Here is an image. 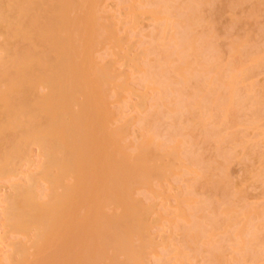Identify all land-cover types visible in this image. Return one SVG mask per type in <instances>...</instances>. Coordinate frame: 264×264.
<instances>
[{"label": "bare ground", "instance_id": "obj_1", "mask_svg": "<svg viewBox=\"0 0 264 264\" xmlns=\"http://www.w3.org/2000/svg\"><path fill=\"white\" fill-rule=\"evenodd\" d=\"M101 1L0 0V182H3L5 179L13 180L10 184L11 190L2 198L0 206L5 204L2 212L11 230L24 236H29L33 233L30 237V247L19 242L15 245L17 250L15 248L13 255L11 254L12 256L10 255V258L8 257L9 264H30V261L27 259L28 250L30 248H34L35 250L34 255L36 257L34 258V264H42L46 260H44L43 255L48 256L50 254V251H45L49 247L47 245L51 243V246H53V244H57V241L58 247L57 245L55 246L58 248V251L56 250V252L53 253L51 250V253L55 255L53 256L55 259L53 260L52 257V261L49 260V256H52V254H50L48 257H45L48 259V262H44L45 264H57L56 262L60 260L59 258H61V261H58L59 264H95L94 258H96L97 261L99 257L105 254H107L105 256L109 257L112 251L113 255L111 256L116 258H111L110 256L109 259H111L110 261L112 263L109 261L107 264H119V261L115 260L119 253H123L129 262L146 264L145 258L142 255L143 246L145 244L143 232H145L146 229V209L132 199L131 192L135 186L148 183L150 178L163 177L168 169V164L161 160H157L159 156L157 150L159 148L156 150L152 148L154 146L151 147L150 144L153 142L150 144L146 143L147 145L142 143L144 145H139L136 148L138 152L130 154V156L129 154L123 153L125 154L124 159L122 155V159H120V155H117L118 158L115 157L114 154H119L115 147L116 152L112 154L113 146H115V143L117 144L120 134H116L109 130L106 117H104L103 114L102 103L103 100L105 101V94H107L105 87L107 86L108 89V86L111 84L109 81L116 80V77L110 72L108 67H104V70L102 67H98V71L96 68L93 71L92 68L94 65L93 63L90 64L91 55L94 54L92 50H95L94 47L97 43H101L103 41L102 38L108 35H110L108 37L112 39L110 33H106L107 35L103 34L105 30L101 33V26L98 25L100 19L99 17L96 18L97 16L94 15L93 12L95 11L93 7L97 8L96 6H98V4L100 5ZM149 1V5L151 4L155 11L150 10L149 12L148 10V14H151L153 17L157 14H161L162 16L165 13L167 14L166 17L169 18L170 15H172L170 17L172 18L174 17L173 15L176 16V9L179 10V19L176 18L177 26L174 27L172 25V28H175V30H173L171 36V40H173L174 44L177 43L178 45L174 47H177L176 50L168 49V47L165 46L166 44L163 45L162 42H152L157 44L155 45L157 50L154 49L155 47L151 50L154 52L156 51L155 53L153 52L156 58L160 55V59L162 57L165 61L169 62H171L170 59H172L174 55L177 56V59L174 61L172 59L174 63H172V66L171 64H166L165 61L161 59V62H159L160 64L158 63L157 67H155V65L154 72H152L153 82L160 86V95L158 94L159 98L157 97L154 103V107L157 108L156 112L154 109L153 112L155 113L150 115L157 117L165 115L170 119L168 128L169 136L172 138L175 136L182 137L185 128L183 122V119L186 117L185 115L189 114L195 116L197 111H199V115L201 111L197 108L202 107L204 108L202 111H205L201 112L202 114L199 116L202 117L203 120L198 118V124L200 120V124L202 123L205 125V130L203 129L202 133L206 132L204 135L205 137L207 136L208 140L210 138V141L212 138L215 139L216 136L218 137L220 132L224 134L223 132H225L226 128L228 129L237 120L239 122L241 121L240 123L244 124V126L250 124L247 122L251 119H244L246 122L243 123L244 120H241V117L244 118V116L249 115V117L254 116L251 121H253V119L258 120L259 117L257 115L260 116V111H262V109L264 111V107L262 106L264 104L263 88L254 90L255 93L259 91L262 93L263 91V94L258 93V95L261 94L263 98H260L261 96L258 98V95H255L254 92H247L251 86H243L244 91L247 90L244 92L240 84L250 79L254 67L264 62V49L261 50V46H259V48H254V51L251 49L253 53L250 52L251 50H249V52L248 50L244 52L245 40H243L244 43L242 42L244 44V49L240 46L241 42H234L232 48L240 56L238 63L231 62L223 66L220 60L221 54L214 45V42L211 41L217 36L214 21L215 14L211 15L213 11L215 12L213 8L216 7V0ZM254 1L255 2L252 4L253 7L251 8L253 13L256 11L254 10L256 9L254 6L256 5L257 7V2L256 0ZM206 5L209 8L206 7ZM156 7L160 10L156 9ZM204 9L206 11L209 9L208 12L211 11V17L209 15V17L204 15ZM203 16L210 19H212L213 16V19L207 20L206 17L204 18ZM165 18H163V22H161V20L159 21V19L156 21L158 24L159 22L165 24ZM168 18L167 21L171 25L173 21L171 22ZM205 20L209 22L206 23ZM236 21L238 22L239 20ZM168 23H166V25H169ZM201 25L204 26V29H202L200 35H196V33H194L195 26L199 27ZM157 27L158 31L155 30L154 33V35H156L154 36L151 34L150 36L152 40H154V38L157 39L154 41H161V36L163 37L162 34H165V32L167 33L168 27L159 25H157ZM263 29L264 28H262V30ZM262 35L264 36V33H262ZM246 40L248 41L249 39ZM262 42H264V40ZM156 54L159 55L156 56ZM159 57L157 59H159ZM250 57L252 64L249 63L248 65L246 61H248ZM191 59H197V63ZM92 62H94V60H92ZM150 64L151 63L148 64V67H150ZM148 67H146L145 70L146 75L151 74L150 72L153 70L152 65L150 68ZM194 67L199 72V75L188 74V69ZM87 69H89V72L92 70L93 73H88ZM148 70L149 72H147ZM224 71L227 72L226 74L230 71V74H228V76H226V74L223 76ZM170 73L176 76H171ZM146 75L145 77L148 76ZM210 75L212 76L211 80H209ZM192 82L198 84L199 87L189 95L191 98L187 99L188 96L185 95V91ZM224 89L228 92H225ZM170 94L175 96L172 104H170L174 106L168 107V113L166 115L161 105H166L165 98ZM199 94L201 96L200 100ZM80 96L83 97L82 100ZM250 104L251 106H249ZM200 105H202V107H199ZM247 106H249V108H247ZM261 107L263 108L261 109ZM246 109L252 111H249V113ZM242 110H246L247 113H243L244 111L242 112ZM263 111L261 115L264 114ZM203 113L205 114L204 116ZM251 113L253 115H250ZM209 114L216 116L220 120H214L215 118H211ZM206 115L210 116L207 122L205 119L207 117ZM100 120L103 121V123L101 122L98 126ZM204 120L206 123L202 122ZM239 122L238 124H240ZM208 123L209 125H207ZM215 123H217V125ZM212 124L213 126L216 125L215 128ZM251 124V128L256 127L253 125L254 122H251ZM144 125L146 127H152V121L147 118L144 120ZM217 126L218 128L221 127L219 131H215ZM241 126H239V128ZM249 127H243V130H238V133L237 131L231 133V135H235H233V139L235 138L236 143H239L238 141L240 138H242L240 140L242 145L246 143L244 142L246 139L244 138L246 137L244 133ZM222 129L225 130L222 131ZM241 132L243 135L239 136ZM222 134L220 135L222 136ZM220 135L219 138H217L218 142L221 138ZM237 135L239 140L236 138ZM207 138H205L206 140L203 139L209 142ZM220 140H222V138ZM219 145L217 144L219 147H217V149L219 151H216L219 155H216L219 159H223L222 162L218 161V164L223 166V164L228 163H226V161H229V159L220 152V150L223 151V149H221ZM156 146L157 144L155 143V148ZM246 146L244 145L245 148H248ZM35 147L38 149V154H41L42 157V160L36 164L33 158ZM158 147L160 146L158 145ZM228 153L229 150L227 154ZM188 154L189 158L198 161L197 157H199V155H197L196 152H189ZM110 155H114L111 157V160H109ZM229 155L231 159L233 154ZM262 157L261 155L259 157L257 156L259 159ZM262 159H264V157ZM25 164H35L37 169H33L25 174L23 173L25 171L21 169ZM211 168V166L208 167V173L211 171ZM225 168L226 166L224 165L223 170ZM208 173H205L207 176H211L207 178L208 181L211 180L213 182L211 185L209 184L211 181L206 183V185H210L209 188L215 186L213 188L217 190L219 187H226V183L222 182V180L224 181L223 176H227L226 169L216 180L212 178L211 172L209 173L211 175H208ZM258 174L257 176L263 180V185L264 171ZM22 176H24V178ZM39 184L40 188H38ZM44 185L47 187H44ZM228 185H230V181ZM44 188H46V190ZM226 188H228V186ZM223 190L224 189L220 191V194L223 193V195H221L222 197H219L222 199V203L225 196ZM226 193V195H228V189ZM238 193L239 190L237 191V195H239L238 199L242 198ZM232 196L233 194H230L229 199L225 197L224 200L227 199L231 201ZM234 197L232 200L235 202ZM220 199L219 202H217L218 207H216L215 204L213 207L211 206L213 204L209 205L211 207H208V205L204 206L201 202L202 205L199 203V205H195V210L198 208L197 210H202L203 212H201V215L199 214L200 211H193L194 214L195 212L198 214V219L193 222L192 227H189L190 229L188 228V230H191V233L188 230L186 233L191 234L190 238L192 240L196 239L200 242L202 240L201 236H203V238L204 236H208L207 231H214V236L212 237L220 236L218 240L207 246L208 249H205L210 250L207 252L211 255V263L212 260L213 262L222 261V253L224 252L222 250L225 249L223 245L225 247L227 246L225 242L220 241L222 240L221 237L224 235L222 236L218 232V229H223L224 223L227 221L226 231L229 232V229L232 228L234 230L231 231L234 232L236 227H238L237 225L240 223L238 217L237 219L239 222H235L236 218L234 215L236 211L240 213L243 211L242 208H239V210H232V212L228 213H223L222 211V214L217 211L218 209L221 210V208H225V205H221ZM114 202L121 204L123 207L122 213L117 216L109 217L107 215V208ZM231 202L229 203L231 204ZM235 204L236 203H232V205L237 208ZM247 206L248 205L245 207ZM249 206L248 209H250ZM199 207H201V209ZM214 207H216L215 210ZM254 207L256 208V205H254ZM210 208L212 209L210 210ZM207 210L210 212H207ZM204 211L207 212V214L204 213ZM248 211L250 212V210ZM255 211L257 214L259 211L261 213L264 211V207L260 210L257 208ZM260 213L259 215L252 214L253 223L255 221L253 215H255V218L260 216L261 220H264L262 219L264 213L262 216ZM231 214L235 219L232 218ZM226 218L228 219L226 220ZM258 218L256 221L259 220L260 222ZM249 219L250 222L247 221L246 226L252 223L251 217ZM107 220H109V226ZM202 220L205 221V224ZM233 223L236 224L234 225ZM105 225L106 227H104ZM258 226L257 224L255 228L258 229ZM263 226L264 225H261L259 227L263 229ZM242 227H244V225ZM244 228L242 229L244 230ZM253 228L250 230L252 231ZM239 229L240 232L236 231L239 233H237L239 236L236 234L233 240H236V238L242 239V237L246 235L241 228ZM257 229L256 231H258ZM262 229L259 230L260 233ZM246 230L248 229L246 228ZM135 231L142 235L139 244H136L133 240L132 234ZM221 232L224 234L223 231ZM245 232L248 234L247 231ZM91 233L93 235L99 234V237H97L98 241L95 242L98 243V245L93 244L97 248L89 244V247H94V249H91L93 251L95 250L91 256L92 258L89 256L91 260L86 259L88 254L87 256H84L83 253V255L79 254L80 250L74 252L70 258L63 255L59 250L65 243L77 245L80 241L82 242L83 239H89L86 237H88L89 234L91 236ZM240 233H242L243 236L240 235ZM227 235L228 233H225V236ZM186 236L188 237V242H190L189 236ZM197 236H199L201 240H199ZM246 237L248 236L246 235ZM246 237H243V240H245L244 242L247 241L249 245L255 240L253 245L262 241V237L258 236L255 230L250 236L252 239ZM206 238L209 237H205L204 239ZM224 238L226 239V237ZM227 239L226 240L229 241V238ZM239 241L241 242V240ZM232 242L236 243V241ZM247 242L243 245V249L245 246V251L243 253L247 254L249 257L251 256V260L252 257L253 260H255L256 257H260L258 254L260 249L256 250V252L255 248L252 247L253 245L250 246L252 251L250 249L247 251L249 247V245H246ZM262 242L260 243L261 246L263 244ZM206 243L208 245L210 242ZM112 245L113 249L110 252ZM114 246H116L115 249ZM262 249L263 250L260 251L261 254L264 251V244ZM108 250L110 254L106 253ZM44 251L47 252V254L45 253L46 255L43 254ZM99 252L103 254L100 253L98 256ZM238 252L241 253L240 251ZM225 253L226 252L223 254L225 255ZM224 255L223 257H226ZM81 256L84 257V259H82ZM213 256L216 259L213 258ZM56 257H58V259ZM235 262L238 263L241 262V260L239 259V261L237 260ZM31 264H33V262Z\"/></svg>", "mask_w": 264, "mask_h": 264}, {"label": "rangeland", "instance_id": "obj_2", "mask_svg": "<svg viewBox=\"0 0 264 264\" xmlns=\"http://www.w3.org/2000/svg\"><path fill=\"white\" fill-rule=\"evenodd\" d=\"M148 1L149 0H102L100 5L98 4L99 7L98 6H96L97 8L93 7V10H95L93 11L94 15L97 16L96 18L99 17L100 19L98 21V25L101 26V30H102V31L100 30L101 33H103V30H105L104 31L105 33L103 34L107 35L106 33L108 34L110 33L112 39L108 37L110 35L106 36L107 38L105 36H104L105 38L101 37L103 41L101 43H97V45L94 47L95 50H92L94 54H92L93 57L91 55V63H90V64L93 63V65L95 66V67L93 66V68L91 66L93 71L95 70V68L98 71L99 69L98 67H102L103 70L105 69L104 67H108L110 72L116 77V80L109 81L111 84L108 86V89H107V86L105 87L107 94H105L106 98H105V101L103 100V103H102L103 114H104V117H106L107 126L109 130L113 131L116 134H120L117 144L115 143L114 144L115 146H113L112 154H114L113 152H116L115 151V148H116L119 154H114L115 157L118 158L117 155L118 156L120 155L119 157L120 159H122L121 158V155H122L124 159L125 154L123 153L129 154L130 156V154H135L138 152L136 148L139 145H144L146 143L150 144L153 142L152 143L153 145L150 144L151 147L154 146L152 148H154L155 150L159 148L157 150V153L159 155L157 157V160H161L162 162L168 164V169L166 170V173L163 177L150 178L148 183L135 186L131 192L132 199L135 200L137 203L141 204L143 208L146 209L145 210L146 229H145V232H143L144 234L143 240L145 244L143 246V251H142V255L145 258V263L146 264H218L220 261L213 262L212 260V263H211V260H210L211 255L209 252H207L210 250H205V249L207 248V246L211 245L214 241L218 240L220 236L212 237L214 236L213 235L214 231L213 232L207 231L208 236H204V238L205 237H209V238L204 239L203 236H201V239H202L201 240L199 239V236H197V238L201 240V242L196 239L195 241L190 238L191 230H188V228L189 227L191 228L193 225V222L198 219L197 218L198 214H196V212H199L200 210H197L198 209L197 208L196 209L197 211H196L195 205L199 203L200 205L203 204L204 206L208 205V207H211V206L213 207L215 205L216 207H218L217 202H219V199L222 197L221 195H223V193L220 194V191L224 189L223 190V192H225L224 199L225 197L229 199V195L233 194L232 199L235 196L234 197L235 202L232 199H231L232 202L227 199L226 200L223 199V203H222L221 202L222 199H220L221 205L222 206L225 205L226 209L225 208L223 209L220 206L221 210L218 209L217 211L221 213L222 211L223 213L224 212L228 213V212H232V210L233 211L239 210V208H242L243 211L241 213L239 211H236L234 215V217L236 218L235 222L238 221L237 217L239 218V221H240L239 223L240 225L239 224L237 225L238 227H236V230L234 232H232L234 230L232 228L229 229L230 233L226 231L227 221L225 222L226 224L224 223L223 229H218V232L222 236L224 235L223 237H221L222 240L220 239L219 240L225 242V245H227L226 247L223 245V247L226 250L223 249L222 251L226 253L225 255L223 254L224 252L222 253V259H221L222 261L219 264H234V262L237 260L239 261V259L241 260L242 263L235 262V264H240V263L241 264H264V251L262 254L260 252L261 250H263L262 247H263L264 242L262 241H264V228L262 229V227H259L261 225H264L262 224L264 223V220H261L260 216H258L259 218L257 217L258 219H260V222L259 220L256 221L257 218H255V215L257 214L255 210L257 208L260 210L264 207V187H263L264 184L262 185L263 180L257 176L259 175L258 174L259 172L264 171V159H262L264 157V114L261 115L264 104L262 105L263 107H261L262 111H260V116L257 115L259 117L258 120L253 119V121H251L252 117L254 118V116L249 117V115H246L247 117L244 116V118L241 117L242 118L241 120L251 119L249 122H247L248 124L249 123L250 124L244 126V124L240 123L241 121L239 122L236 119L240 124H238L237 121L236 122L234 121L235 123L234 124L232 123L233 125H231L228 129L227 128L226 130L222 129V131L225 130V132H223L224 134L220 132L222 136L220 134L219 135L221 136L222 140H220L221 139L220 138L219 142L217 139L219 138V135L218 137L216 136L215 139L212 138V140L210 141V138L208 140L207 136L205 137L204 135L206 134V132L202 133L203 132L202 130L204 129L205 125L201 123L203 125L202 126L200 124V120H199V124L201 126L198 124V118L202 119V117H200L199 115L202 114L201 112L205 111V110L202 111V109H204L202 105L199 106L202 108H197V109H200L201 111L199 115H198L199 111H197L196 108L195 109L197 112L195 113V116L189 115V114L185 115L186 117L183 119L185 128H184V133H183L184 135L182 137L175 136L172 138L171 136H169L168 128H169L170 119H168L165 115H160L158 117L150 115L156 112L157 108L154 107V103L156 102L157 97L159 98V95H160V86L156 85L153 82L152 72H154V66L156 65L155 67H157L158 63L161 62V59H163L162 57L160 59L159 57L160 55L156 54V56L159 55L158 56L159 59H157L158 57L156 58L154 54L156 51L154 52L151 50L153 49V47H155L154 49L157 50L155 46L157 44H154V43H160V42H162L163 45L166 44L165 46L168 47V49L176 50L177 47L176 48L174 47L178 45L177 43L174 44L173 40H171V36H172L173 30H175V28H172V27L177 26L176 18H178L179 16V10L176 9L177 10L176 16L173 15L174 17L172 18H170L172 15H170L169 18L166 17L167 14L165 13L162 16L161 14H157V15H154L153 17L151 14L150 15L148 14V10L150 12V10L155 11V9L153 6H151V4L149 5ZM254 2H255L254 0H216L215 2L216 7L213 8L215 9V12L213 11V13L211 14V11L208 12L209 9L207 11L205 10L206 7L209 6V4L208 6L206 5L204 9L205 14L204 13L203 14L206 15L207 17L209 16L211 17V15L215 14L214 21H215L217 36L211 41L214 42V45L218 48L221 54L220 60L223 66H226L227 64H230L231 62L238 63V59L240 56L232 48L234 42L236 43L241 42L240 46L243 48V45H244L243 40H245L246 44L244 45V48H245L244 52H247V50L249 52V50L251 49L253 50L256 47L259 48V46H261L260 48L261 50L264 49L263 48L264 42H262L264 40L263 38L264 36L262 35V33H264L263 32L264 29L262 30V28H264V0H259V1L256 0L257 7L256 5L254 6L256 8L254 10L256 11L253 13V10H251V8L253 7L252 4ZM156 9L158 8L156 7ZM216 13L218 14V16ZM207 17H206L207 20L213 19V16H212V19L207 18ZM163 18H165L164 20L166 23H168L167 18L171 22L173 21L172 24L171 25L169 23H168L169 25H166V23L162 24L161 22H163ZM158 19L159 21L161 20L159 24L156 21ZM236 20H239L242 22H239V21L237 22ZM157 25L162 26V27H168L167 33L165 32L166 35L162 34L163 37L161 36V39H162V40L160 39L161 41L159 40L154 41L157 39L154 38V40H152L150 36L151 34L154 35L155 30L158 29ZM203 25L199 27H197L198 26L197 25L195 26L196 28L194 27L195 28L194 33H196V35L201 34L202 29H204ZM245 38L249 40L247 41ZM170 46H173V47H170ZM252 50L250 52L253 53L254 50L253 51ZM172 59L174 61L175 59H177V56L174 55ZM172 59H170L171 62L165 61V59H163V61H165L166 64L168 63V65L171 64L172 66V63H173ZM249 59L248 61H246L248 65L252 61L251 57ZM92 60H94V62H92ZM191 60H194V62L197 63V59H191ZM147 63L148 64L151 63L150 67L151 65L153 66L152 68L153 70L150 72L151 74L149 75L147 74L148 76L145 73L146 67L149 66ZM92 70L90 72H92ZM87 72L90 73L89 69H87ZM147 72H149V70ZM226 73L227 72L224 71L223 76ZM144 74L147 77H145ZM188 74L199 75V72L194 67V68L188 69ZM228 74H230V71L228 72ZM228 74H226V76H228ZM170 75L176 76L173 73H170ZM211 78L212 76L210 75L209 80H211ZM240 85L242 87L246 85L251 86L249 88V91L245 89L247 92L255 93L254 90H260V88L261 89L263 88L262 90L264 91V62L261 65L254 67L250 79L246 80L244 83H241ZM197 87H199V85L195 84V82H192V84L188 86L187 90L185 91V95L188 96L187 99L191 98V96L189 95L192 92H194V90ZM242 89L244 91V87ZM224 91L228 92L225 89ZM263 91L262 93L260 91L256 92L255 95L256 94L258 95V93L263 94ZM261 94H259L257 97L259 98ZM198 96L200 100V97H201L200 94ZM174 97L175 96L173 94H170L166 96L165 98V104H166L165 106H162L161 104H159L161 105V108L166 115L168 113V107L174 106V105L172 106L170 105L172 104ZM263 97L261 96L260 98H263ZM80 99L82 100L83 97L80 96ZM249 106H251V104ZM249 106H247V108H249ZM153 110L155 112H153ZM246 110H242V112L244 111L243 113L245 112L247 113V111L248 112L252 111L250 109L247 111ZM204 113H203V116L205 114H208V113H205V114ZM209 115L208 116L206 115L207 117L205 116L206 122L210 118ZM250 115H253V114L251 113ZM147 118L152 121V125H151L152 127L148 126L149 127L148 128L144 125V120ZM211 118H215L214 120L216 121L220 120L216 116H213V115H211ZM255 121H256V125H255ZM101 122L103 123V121L100 120L98 123V126ZM202 122L206 123L205 120ZM244 122L246 121L244 120L243 123ZM251 122H254L253 125L256 127L251 128V125H252ZM217 123L215 124L217 125ZM207 125H209V123ZM215 126L213 127L215 128ZM239 126L241 127L239 128ZM246 126L248 127L250 126V127L249 129L245 130L244 136L246 137L244 138L246 139L245 141L244 140L243 141L246 142L244 145L246 146L247 144L246 147L248 148H245L244 145L240 143L241 142L240 140L242 138H240L239 140L238 139L239 137L237 135L236 138L239 140L238 141L239 143H236L235 138L233 139L234 134L231 135L232 132L234 133L237 131L238 133V130H243V127L245 128ZM217 128L215 131H219L221 127L218 129ZM241 133L239 134V136L243 135V133L242 134ZM203 138L204 139L207 138V141L209 142L204 141ZM155 143L157 144L156 148H155ZM118 144L123 148V150ZM217 144L218 145L220 144L219 145L220 148L223 149V151L220 150V152H222L226 156V158L229 159V161L225 160L226 163L228 162L227 164H223V166L224 165L226 166L225 169H226L227 176L225 177V175L224 176L222 175L224 179V181L222 180V182L226 183V185L225 184L224 185L226 187L228 186V188L225 187L226 188L225 189L223 187L222 188L219 187L217 190L216 189L214 190L213 187L215 186L212 187L213 189L209 188V186L213 182L209 180L211 181L209 183L207 179L208 177H211V176H207V174L205 173H208V170L210 169V168L208 169V167L211 166L212 168H211V171H209V173L211 172L212 178L216 180L217 177H220L219 175H221V173L224 172L225 170V169L223 170L222 165L218 164V161L222 162L223 159L222 160L219 159L218 156L216 155V154L219 155V153H216V151H219L217 149L218 147ZM158 145L160 147H158ZM228 150H229V153L227 154ZM189 152H192V153L196 152L197 155H199V157H197L198 161H195L189 158V154H188ZM229 154H233L231 159L229 158L230 156ZM260 155L263 157L260 159L257 158V156L259 157ZM112 156L110 155L109 160H111ZM33 158L36 161L35 164L37 162H40V160H42L41 154H38L37 148L34 150ZM35 164L33 165L25 164L26 166L24 165V167L21 168L23 171H25L23 173L26 174L27 172L33 169L36 170L37 166ZM209 173L208 175H211ZM203 175L204 176L206 175L207 177L205 176L206 177L205 178ZM22 177L24 178V176ZM212 178H209V179H212ZM12 181L13 180L5 179L3 180V182H0V201L2 200V198L5 197L6 193H8L11 190L10 184L12 183ZM229 181H230V185H228ZM206 183H209L210 185L209 184L206 185ZM44 187H47V186L44 185ZM38 188H40V184L38 185ZM44 189L46 190V188ZM227 189H228V195H226ZM238 190H239L238 194L242 196V198L240 199H238L239 195H237ZM228 201L231 202V204ZM224 202L225 203L227 202L226 203L227 205ZM228 203L231 205V207ZM232 203L233 204L236 203L235 206L237 205V208L234 207ZM246 205L248 206L250 205L251 206V207L249 206L250 209H248V206L245 207ZM254 205H256V208L254 207ZM4 206L5 204L0 206V264H9L10 263L9 256L11 254L13 255L14 249L16 248L15 245H17V243L19 242L21 244L24 243L28 247H30L31 246L30 237L32 236L33 233H31L29 236H24L22 234H19L11 230L10 227L6 223V220H5L6 218L2 212ZM201 207L199 208L201 209ZM216 207H214V210L216 209ZM122 209L123 207L121 206V204L114 202L113 204L108 206L107 215L109 217L117 216L122 213ZM211 209L212 208H210V210ZM248 210H250V212ZM193 211H196L195 214ZM201 212L203 211L201 210L199 214H201ZM207 212H210V211L207 210ZM207 212L204 211V213L206 214ZM251 212L255 214L253 215L254 216L253 219H255L254 223L252 222L253 213ZM259 213L257 215H259ZM263 213L264 211L260 213L261 216L263 215ZM232 214H231L232 218L235 219ZM245 214H246V217H245ZM250 217H251L252 223L250 225L247 224L246 226L247 221L250 222L249 221ZM228 218L232 219L230 217ZM228 218H226V220ZM262 219H264V217ZM203 220L202 222L205 224V221ZM108 221L109 220H107V222ZM233 224L235 225L236 223H233ZM257 224L259 225L258 229L255 228ZM243 225L245 228L242 227ZM108 226H109V222H108ZM104 227H106V225ZM239 228L241 229L244 228V230L243 229L242 230L248 236V237H246V235L243 236V234L240 233V235H242L244 238L246 237L248 239H252L253 236L251 238L250 236L253 234L254 230L258 234V236L262 237V238L260 237L262 240L260 241V243L261 242L263 243L262 246L260 243H256L253 245V242H255L256 240L253 242L251 240L252 243L249 242L251 245H253L252 247L255 248V251L260 249V251L258 252L260 257H256V259H259V260H256V259L253 260V257L251 260L250 259L251 256L249 257L247 254L243 253L245 251L244 250L245 246L243 249V245L244 243L247 242V241L244 242L245 240H243V237L242 239L236 238V240L235 239L233 240V237L235 238L236 234L240 232ZM246 228L248 230H246ZM251 228H253L252 231L250 230ZM256 229L258 231L262 229L261 233L260 231L259 232L256 231ZM187 230L190 231V233L186 234ZM221 231H223L224 234ZM245 231H247L248 234ZM225 233H228V235L231 237H229L228 235L225 236ZM185 234L189 236V239L191 240L190 242H188L189 241L188 237ZM238 234L237 236H239ZM89 236L90 234L88 235V237H86L89 239H83L84 241L82 240L83 243L81 241L77 245L65 243L59 248V250L62 252L63 255H65L68 258H70L74 254V252H78L80 250L79 254L81 255L84 254V256H87L88 254V257L87 258L85 257L88 260L90 259L89 256L91 257L93 252H95V250L93 251L91 248L93 249L94 247L97 248L93 244L98 245V243H95V242L98 241L97 237H99V234L93 235L91 233V236L90 237ZM132 236H133L134 242L136 244H139L141 241L140 238L142 235L135 231L132 234ZM224 237H226V239L229 238V241H227L228 239L226 240ZM239 240H241V242ZM232 241H236L237 244ZM192 242L194 245L192 244ZM206 242H210V243L207 245ZM89 244H91L94 247H89ZM196 244L197 245L199 244V245L197 246ZM55 245H57L58 247V241H57V244H53V246H51V243L48 244L47 246L49 247L48 248L46 247L47 250L45 251L47 252L50 251V254H52L51 250L53 253L56 252V250L58 251V248ZM246 245L247 246L249 245L248 242ZM251 245H249L248 248L246 246L247 251L250 249ZM115 247L116 246H114V249ZM112 249H113V245L111 246L110 252ZM98 250L101 251L100 249ZM250 250L252 251V249ZM45 251L43 252V254L45 253L47 254V252ZM238 251H240L241 253H239ZM34 253H35L34 248H30L28 250L27 259L30 261V264L32 262L34 264L35 262L34 258L36 256L34 255ZM100 253L101 252H99V254L97 253L98 256L100 255ZM106 253H109V250ZM105 255L99 257L98 258L99 260L97 261H96V258H94L95 259L94 261L96 262L95 264H107L111 260L109 258L111 255H113V251L110 254V256L108 255L109 257ZM223 255L226 257H223ZM48 256L43 255L44 260L46 259L45 261L43 260L44 262L48 260L47 258H45ZM53 256L55 255L52 254V256H49L50 258L49 260L52 261ZM113 257L114 256H111V258ZM56 258L58 259V257ZM213 258L215 257L213 256ZM54 259L55 258L53 257V260ZM59 259L60 260L58 261L60 262L61 258ZM82 259H84V257H82ZM115 260L119 261V264H138L136 262L127 261L123 253H119L117 256V259ZM58 261L56 262L57 264H59ZM44 262L42 264H45Z\"/></svg>", "mask_w": 264, "mask_h": 264}]
</instances>
